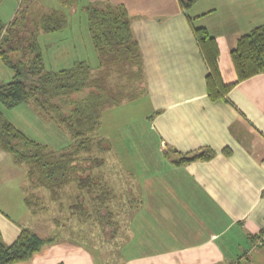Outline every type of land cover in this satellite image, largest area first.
Returning <instances> with one entry per match:
<instances>
[{"label": "crops", "instance_id": "0c3cea01", "mask_svg": "<svg viewBox=\"0 0 264 264\" xmlns=\"http://www.w3.org/2000/svg\"><path fill=\"white\" fill-rule=\"evenodd\" d=\"M77 1L81 7L122 5L142 61L143 94L134 100L142 106L140 118L125 120L120 128L134 141L140 170L129 191L135 213L125 225L127 238L135 241L122 247L121 264H239L248 263L251 254L259 258L264 254L255 252L264 248V73L212 100L193 28H205L215 40L221 80L232 84L230 52L238 37L264 24V0H198L187 10L179 0ZM1 70L0 83L11 81L12 73ZM111 130L103 135L110 143ZM206 149L215 156L172 162L174 151L190 155ZM109 157L113 167L120 164L112 152ZM25 179L24 170L0 150V233L7 245L22 228L35 230L40 223L24 202ZM18 264L95 262L81 246L58 240Z\"/></svg>", "mask_w": 264, "mask_h": 264}, {"label": "trees", "instance_id": "16d2710c", "mask_svg": "<svg viewBox=\"0 0 264 264\" xmlns=\"http://www.w3.org/2000/svg\"><path fill=\"white\" fill-rule=\"evenodd\" d=\"M179 1L183 10L198 2ZM83 11L99 62L96 70L85 61H76L71 67L58 71L46 70L38 36L40 31L48 34L64 29L67 21L63 13L52 10L31 16L25 53L17 47V38H8L12 29L21 23L17 17L20 9L9 23L0 20V62L13 74L11 81L0 83V104L12 109L31 102L38 114L63 127L71 139L66 148L51 150L26 136L0 112V150L24 170L27 179L24 202L34 216L47 212L37 195L39 191H46L53 203L68 186L78 189L77 200L84 192L92 197L95 194L92 201L105 206L108 197L103 195L107 196L110 191L91 176V172L105 164L104 157L93 153L106 155L110 151L108 140L96 135L102 113L143 94L142 61L126 9L122 5L90 4ZM193 34L208 66L206 85L212 100L225 96L237 83L264 73V24L237 38L230 52L236 81L229 85L221 80L215 40L203 27H194ZM224 152L228 154L227 150ZM173 153L176 157L172 162L176 166L215 156L209 149L190 155ZM77 213L79 217L87 216L82 202ZM97 215L104 218L100 210ZM53 242V238H44L29 228H22L15 241L6 245L0 233V264L26 262L44 245Z\"/></svg>", "mask_w": 264, "mask_h": 264}, {"label": "rangeland", "instance_id": "374dc122", "mask_svg": "<svg viewBox=\"0 0 264 264\" xmlns=\"http://www.w3.org/2000/svg\"><path fill=\"white\" fill-rule=\"evenodd\" d=\"M83 7L77 0H1L0 20L4 24L9 23L16 15L17 10L20 9L17 17L21 23L12 29L8 38L10 40L12 37L13 39L17 38V47L25 53L23 49H25L29 37L28 25L31 24L28 22L31 23V16L48 13L52 10L63 13L67 21L64 29L48 34L40 31L38 36L46 70L66 69L76 61H85L93 70H96L99 62L88 32L87 15L83 11ZM0 68L9 74L12 73L1 64ZM141 108L139 101H131L117 107L107 108L102 113L104 118L101 119V126L96 135L104 138L103 135L107 133L106 131L112 129L109 133L111 143L108 141L110 151L106 155H100L96 151L93 153L95 156L104 157L106 161L103 167L91 172V176L96 177V182L104 185L110 191L107 196L103 195L108 197L105 206L102 207L100 202L92 201L95 194L92 197L84 192L77 200L79 191L75 186L66 187L58 201L53 203L49 199V194L41 190L37 195L46 205L45 211L47 212L38 214L36 219L40 220V223L35 227L36 231H32L41 237L53 238L54 242L58 240L72 241L74 245L81 246L83 250L86 249L87 253L94 258L95 264H121L125 261L121 252L122 247H132V242L135 241L132 237L127 238L129 230L125 229V225L127 226L136 209V203L133 200L134 192H131L133 197L129 191L134 189L135 174H138L140 170L137 171L134 141L128 138L129 131L120 128L124 127L125 120L128 123L140 118ZM144 108L145 104L143 103ZM0 112L4 119L9 120L26 136L48 146L51 150L60 151L71 143L67 131L38 114L31 102L12 109L5 108L0 104ZM109 127L110 129H108ZM111 152L116 163L120 162L118 167H113L111 164L109 157ZM106 174L107 176L111 175L110 180H107ZM118 177H120V183ZM25 182L27 184V179ZM80 202L87 211V216L79 217L77 215ZM138 206L139 204L137 208ZM97 210H100V214L104 218L98 217ZM109 214L112 216L111 219L107 216ZM3 242L6 244L4 240ZM260 251L263 252L264 248L255 250L259 253ZM263 256L264 254L259 258H254L255 254H251L248 257V263L240 260L239 264H261Z\"/></svg>", "mask_w": 264, "mask_h": 264}]
</instances>
